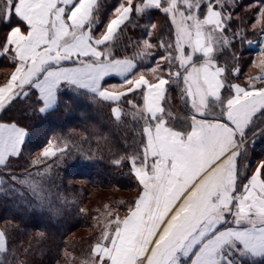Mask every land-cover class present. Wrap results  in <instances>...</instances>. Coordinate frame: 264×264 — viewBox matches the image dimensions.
<instances>
[{"label": "snow or ice", "instance_id": "1", "mask_svg": "<svg viewBox=\"0 0 264 264\" xmlns=\"http://www.w3.org/2000/svg\"><path fill=\"white\" fill-rule=\"evenodd\" d=\"M236 0H120L101 29L102 0H0V55L14 71L0 86V112L19 98L37 95L45 113L64 90H88L93 98L111 102L117 120L129 94L133 119L141 123L142 142L129 155V172L140 191L128 215L104 226L92 256L94 264H244L264 261V160L254 172L247 159L248 136L264 120V75L241 86L231 77L241 69L221 65L216 53L231 40L229 31ZM157 9L170 18V39L151 41L154 22L139 25ZM264 31V0L258 9ZM15 21V22H14ZM143 27L142 42H130L133 58H119L113 48L124 29ZM232 39H244L232 32ZM251 43V42H249ZM162 55L146 77L134 62ZM187 49V51H186ZM261 55L264 56V50ZM233 59H236L233 54ZM264 63V60L261 61ZM162 69L157 73V69ZM122 78L107 85L106 77ZM166 74V75H165ZM253 81H260L259 86ZM180 90L190 120L177 130L167 109L169 88ZM126 88V91H115ZM27 133L15 123L0 122V166L19 157ZM49 141L34 163L65 153ZM250 174H246V171ZM12 181L17 176L8 173ZM114 225V227H113ZM6 251L0 231V252Z\"/></svg>", "mask_w": 264, "mask_h": 264}, {"label": "trees", "instance_id": "2", "mask_svg": "<svg viewBox=\"0 0 264 264\" xmlns=\"http://www.w3.org/2000/svg\"><path fill=\"white\" fill-rule=\"evenodd\" d=\"M119 2L102 0L97 29L103 27ZM261 3L262 0H236L235 6L228 9L233 13L226 33L231 43L216 53L217 61L226 68L239 63L243 74L249 71L254 55L246 48V42L261 30V24L256 23ZM148 22L156 25L150 38L153 43L158 45L160 39L171 38V21L163 12L150 10L149 17L137 21L139 25ZM8 30L0 23V37ZM232 32H240L244 39H232ZM144 35L143 27L130 25L115 42L114 54L133 58L136 50L130 42H142ZM160 55L162 51L157 46L152 56L136 55L134 62L139 70H145L146 77L155 80V75L147 69L155 65ZM13 67L8 57L2 55L0 80L6 79ZM161 71L157 69V73ZM106 81L109 86L121 83L116 77ZM179 96L178 88H169L166 107L174 118L170 123L177 129L188 125L190 119ZM127 99L136 105L142 103L137 94H129L119 105L122 109L119 120L112 112L117 105L98 97L94 99L88 90L62 91L55 107L45 113L38 111L42 102H38L37 95L21 97L0 112V121L15 123L27 132L20 156L10 157L6 167L0 166V228L6 239L0 264H62L87 258L101 234L93 228L97 210L88 206L91 188L130 192L121 193L123 201L118 208L123 214L134 205L140 186L129 172L127 160L119 165L115 163L142 142V122L133 119L132 105ZM49 141L58 147L67 145L65 153L58 151L56 157L34 163ZM247 148L243 164L264 160V135H258ZM8 173L18 179L12 181ZM119 196L112 195L113 199ZM83 230L86 233L79 234ZM244 264H264V261L247 258Z\"/></svg>", "mask_w": 264, "mask_h": 264}, {"label": "rangeland", "instance_id": "3", "mask_svg": "<svg viewBox=\"0 0 264 264\" xmlns=\"http://www.w3.org/2000/svg\"><path fill=\"white\" fill-rule=\"evenodd\" d=\"M258 19H256L257 23ZM262 30H260L261 32ZM259 32V33H260ZM264 32V31H263ZM187 50V49H186ZM254 58L252 60V63L250 65V69L247 73L253 72L256 67H255V62L258 60L259 55L258 54H253ZM140 191V190H139ZM115 193H118L120 196L118 199H113L112 195ZM121 193L123 195H128L130 192H115L113 190H102V189H95L91 188V192L89 194L88 198V206H92L97 210L96 218L93 224V228L99 233L102 232L104 229V226L108 224L115 216H119L121 219L126 217L128 215V212L123 214V212L118 208V206L122 203V198H121ZM139 194V193H138ZM138 197V195H137ZM114 227V225H113ZM0 231H2V228H0ZM87 230L80 231L79 234L86 233ZM3 232V231H2ZM4 233V232H3ZM5 238V236H4ZM96 244V243H95ZM94 244V245H95ZM92 246V249L94 247ZM5 248H6V239H5ZM2 252H0L1 254ZM1 255H0V260H1ZM98 258H94L92 256V252L90 255H88L87 258L80 260V261H75L73 263H62V264H94V260Z\"/></svg>", "mask_w": 264, "mask_h": 264}, {"label": "built area", "instance_id": "4", "mask_svg": "<svg viewBox=\"0 0 264 264\" xmlns=\"http://www.w3.org/2000/svg\"><path fill=\"white\" fill-rule=\"evenodd\" d=\"M246 48L250 49L253 52V54L259 55L258 60L254 64L256 69L251 73H245V74H243L241 71L238 77L244 83L248 84L249 78L264 75V63H261V61L264 60V56L261 55L262 50H264V32H260L256 37L250 38L246 43ZM235 65L241 69L239 63H236ZM253 82L257 85L260 84V81H253Z\"/></svg>", "mask_w": 264, "mask_h": 264}, {"label": "crops", "instance_id": "5", "mask_svg": "<svg viewBox=\"0 0 264 264\" xmlns=\"http://www.w3.org/2000/svg\"><path fill=\"white\" fill-rule=\"evenodd\" d=\"M15 22V21H14ZM187 51V50H186ZM2 55H0V57H1ZM14 71V67L13 68H11L10 69V71H9V73L7 74V77H6V79H3V80H0V86H3L5 83H6V81H7V79L10 77V75H11V73ZM109 77H116V78H118V79H121L122 80V78L121 77H119V76H117V75H115V74H113L112 76H109ZM109 77H106L105 79H107V78H109ZM231 80H232V82H234V83H239V84H241V86H245L246 84L245 83H243L240 79H238V78H236V77H231ZM120 83H118L117 85H119ZM115 91H126V88H117V89H115ZM180 97V100H182V106L183 107H186V110L188 111V116H189V118H190V115H191V113H190V109L188 108V106L184 103V100L182 99V97H181V95L179 96ZM42 106H43V103H42ZM41 106V107H42ZM55 107V106H54ZM52 109V108H51ZM168 109V108H167ZM50 110V109H49ZM168 110H170V109H168ZM171 111V110H170ZM190 120V119H189ZM0 122H2V123H8V122H3V121H0ZM18 126V125H17ZM187 126V125H186ZM185 126V127H186ZM18 127H20V126H18ZM254 127V131L255 132H257V133H259V132H261L263 129H264V120H257L256 121V124L253 126ZM23 128V127H22ZM180 129H183V128H180ZM180 129H177V130H180ZM26 131V130H25ZM27 133V132H26ZM27 136V135H26ZM248 136H249V139H250V143H252L253 141H255L256 139H257V136L258 135H255V136H253L252 135V132H249L248 133ZM26 138V137H25ZM25 140V139H24ZM22 147V146H21ZM252 161V160H251ZM260 161H262V160H257V159H254V162L253 163H248L247 165L249 166V170H250V172H254L255 171V168H256V166L259 164V162ZM250 172H249V174H250Z\"/></svg>", "mask_w": 264, "mask_h": 264}]
</instances>
